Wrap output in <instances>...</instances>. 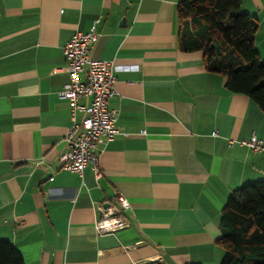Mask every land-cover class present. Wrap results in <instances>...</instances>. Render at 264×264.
Wrapping results in <instances>:
<instances>
[{"label":"crops","instance_id":"obj_1","mask_svg":"<svg viewBox=\"0 0 264 264\" xmlns=\"http://www.w3.org/2000/svg\"><path fill=\"white\" fill-rule=\"evenodd\" d=\"M180 1L0 0V240L25 264H220L229 196L264 178V152L241 143L264 140V112L209 71L202 50L181 49ZM241 9L259 20L264 60V0ZM93 25L91 58L115 67L119 130L98 146L99 180L91 165L60 168L73 124L58 96L64 47ZM116 192L127 226L100 233Z\"/></svg>","mask_w":264,"mask_h":264},{"label":"trees","instance_id":"obj_2","mask_svg":"<svg viewBox=\"0 0 264 264\" xmlns=\"http://www.w3.org/2000/svg\"><path fill=\"white\" fill-rule=\"evenodd\" d=\"M242 0H181L177 5L179 45L202 50L209 71L244 94L264 112V60L255 44L258 18L241 9ZM224 248L220 264H264V178L235 189L221 214ZM0 264H25L21 252L0 240ZM196 264V263H191Z\"/></svg>","mask_w":264,"mask_h":264},{"label":"built area","instance_id":"obj_3","mask_svg":"<svg viewBox=\"0 0 264 264\" xmlns=\"http://www.w3.org/2000/svg\"><path fill=\"white\" fill-rule=\"evenodd\" d=\"M100 35L93 25L87 32L76 31L65 45L69 80L58 93L60 98L70 102L73 114V124L64 137L67 150L61 156L60 168L82 174L85 166L91 165L96 180L103 173L99 165L98 146L111 141L119 132L118 112L108 104L109 98L115 93L114 64L111 60L93 59L90 56L91 46ZM83 72L85 79L81 77ZM82 97H90L91 100L88 104L80 103ZM78 111L86 114L80 121L76 118ZM241 143L255 152H264V140L256 135ZM127 206L126 197L116 192L114 202L100 207L101 216L96 224L99 232H113L127 226L121 210Z\"/></svg>","mask_w":264,"mask_h":264},{"label":"water","instance_id":"obj_4","mask_svg":"<svg viewBox=\"0 0 264 264\" xmlns=\"http://www.w3.org/2000/svg\"><path fill=\"white\" fill-rule=\"evenodd\" d=\"M108 205V204H107Z\"/></svg>","mask_w":264,"mask_h":264}]
</instances>
